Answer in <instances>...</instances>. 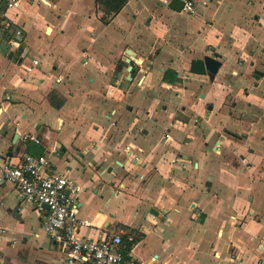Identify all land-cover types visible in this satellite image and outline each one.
<instances>
[{
	"label": "crops",
	"instance_id": "0c3cea01",
	"mask_svg": "<svg viewBox=\"0 0 264 264\" xmlns=\"http://www.w3.org/2000/svg\"><path fill=\"white\" fill-rule=\"evenodd\" d=\"M193 1L126 0L107 23L96 0L0 6V166L57 151L77 234L137 237L121 264H264V0ZM213 54V82L189 74ZM44 214L0 183V264H69Z\"/></svg>",
	"mask_w": 264,
	"mask_h": 264
},
{
	"label": "built area",
	"instance_id": "2783aa9c",
	"mask_svg": "<svg viewBox=\"0 0 264 264\" xmlns=\"http://www.w3.org/2000/svg\"><path fill=\"white\" fill-rule=\"evenodd\" d=\"M23 1L46 5L50 3L49 0H0V6L6 10H14ZM171 1L173 0H162V4L167 6ZM176 1L183 4V12L194 14L193 0ZM20 40V33L17 32L15 39L10 41L12 48H19ZM37 64L38 60H33L31 66L26 67V73H30ZM22 139L36 144L40 142L38 138L28 134L23 135ZM51 153L37 157L25 155L18 165L4 163L0 166V183L13 185L23 202L45 211L41 219L42 229L51 240L62 246L69 264L123 263L125 254L134 243L133 237L126 236V232H119L105 240L93 241L77 234L79 227L91 225L86 216L79 212V197L83 187L75 179L53 171L54 166L49 158ZM82 180L85 181L84 178L81 182Z\"/></svg>",
	"mask_w": 264,
	"mask_h": 264
},
{
	"label": "water",
	"instance_id": "95a60500",
	"mask_svg": "<svg viewBox=\"0 0 264 264\" xmlns=\"http://www.w3.org/2000/svg\"><path fill=\"white\" fill-rule=\"evenodd\" d=\"M183 4L179 1L173 0L167 4V8L180 13L182 11ZM13 51L8 53V58L11 59ZM126 58V63L128 64L127 68V81H132L133 65L141 64V59L136 57V54L131 49H126L124 52ZM219 56L216 54L213 55H204L201 58L192 59L189 63V74L196 76H205L208 82H213L220 67L221 62L218 60ZM262 74L255 70L254 78L259 79ZM211 111V106L207 107V112ZM45 209H48L47 206H44Z\"/></svg>",
	"mask_w": 264,
	"mask_h": 264
},
{
	"label": "trees",
	"instance_id": "16d2710c",
	"mask_svg": "<svg viewBox=\"0 0 264 264\" xmlns=\"http://www.w3.org/2000/svg\"><path fill=\"white\" fill-rule=\"evenodd\" d=\"M96 2L99 6L103 7L104 15H105L104 18L101 19L103 23H107V20L113 15L119 13V11L126 4V0H96ZM50 103L53 107H55L56 109H59L63 102L55 101V99L51 97ZM125 232H126V236L130 235L133 237L134 240L137 239V237H135L132 232H129L127 230Z\"/></svg>",
	"mask_w": 264,
	"mask_h": 264
},
{
	"label": "rangeland",
	"instance_id": "374dc122",
	"mask_svg": "<svg viewBox=\"0 0 264 264\" xmlns=\"http://www.w3.org/2000/svg\"><path fill=\"white\" fill-rule=\"evenodd\" d=\"M35 41L37 42V41H39V40L35 39ZM43 42H45V41H43Z\"/></svg>",
	"mask_w": 264,
	"mask_h": 264
}]
</instances>
